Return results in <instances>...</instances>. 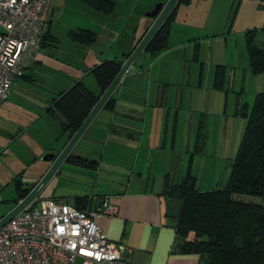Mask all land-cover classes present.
<instances>
[{
	"label": "rangeland",
	"instance_id": "obj_1",
	"mask_svg": "<svg viewBox=\"0 0 264 264\" xmlns=\"http://www.w3.org/2000/svg\"><path fill=\"white\" fill-rule=\"evenodd\" d=\"M113 1V11L105 21V15L92 11L81 0H52L46 22H49L50 34L58 41L50 42L53 47L46 48L51 54L48 57L50 64L66 74L65 61L73 62L81 57L82 50L66 36L69 30L75 29H87L95 34L93 45L82 48H92L87 50H93L96 58L100 57L99 52L105 54V60L119 58L124 46L133 38V27H141L138 21L149 20L144 16L146 10L143 11V7L151 5L147 4L151 0ZM178 10V20L171 25L167 48L151 58L141 53L135 62L147 70L146 78L150 81L167 80L166 91L170 102L174 94L178 100L181 94L180 108H170L178 112L172 157L169 151L164 154L150 152L151 157L147 156L149 161L144 170L150 174V179L157 176L161 180L158 175L163 177L167 173L170 180L174 181L184 176L188 169L195 178V187L199 191H208L225 183L227 169L245 124L242 114H248L254 96L264 91V73L252 75L248 70L244 35L247 30L257 29L254 43L262 46L264 32L260 29L264 28V0H193L191 8L187 9L190 11H185L183 7ZM139 33L136 32L133 42L138 39ZM215 65L225 67L223 83L216 90L212 88ZM36 70L34 73L40 80L37 86L24 88V95L33 93L36 96L41 87L55 93L71 83L68 79L54 75L51 69L41 67ZM89 82H92L93 87L94 81L87 75L85 84ZM136 84L138 88L144 86L143 80H138ZM136 90L132 99L126 100L132 105L143 98L142 92ZM201 114L205 129H194L193 134H189L187 129L193 124L191 118ZM102 118L105 122L108 113L102 111L98 119ZM114 136L117 135L105 141V131H99L95 135V142L88 143L89 149L83 150L89 153L88 161L99 163V175L96 178L90 169L63 165L58 176L49 180L39 197L53 195L68 199L88 194L92 189L95 193L105 185L102 181L107 171L111 180L126 175L125 178L130 179L129 187L139 188L140 181L135 173L142 163L143 150L136 154L132 144H125ZM20 138L19 142L0 144V216L12 206L15 198L14 181L20 178L23 188L34 184L48 164L39 160L42 152L53 148L51 140L40 138V134L30 137L29 143ZM166 139L170 142V133ZM105 164L113 167H105ZM253 201L264 205V200L253 198ZM66 202L71 204L69 200Z\"/></svg>",
	"mask_w": 264,
	"mask_h": 264
},
{
	"label": "crops",
	"instance_id": "obj_2",
	"mask_svg": "<svg viewBox=\"0 0 264 264\" xmlns=\"http://www.w3.org/2000/svg\"><path fill=\"white\" fill-rule=\"evenodd\" d=\"M51 1L47 8L46 18L51 8ZM165 1L151 0L147 2V4L151 5L143 7V11L146 10V12H149L154 4ZM192 1L185 8L183 6L180 7H183L185 11H190L187 9L191 8ZM178 11L177 9L173 22L178 20ZM107 16H105V21ZM143 21H138L141 27L137 25L133 27V38L136 32H140L139 39L144 30L146 31L152 22L151 19ZM51 36L52 38L46 40V43H48L47 46L40 48L32 57L23 72L24 78H18L13 81L5 100L0 106V144L19 142L20 137L26 140V143H29L31 140L30 137L34 138L37 134H40V138L51 140L53 148L51 147L50 149L59 151L65 142V134L61 132L58 122L54 121L51 104L52 98L55 94L66 90L77 81H80L83 87L92 94L98 93L95 82L92 87V82L85 84V80L87 79V75H89L88 70L93 65L104 61L105 54L99 52L101 55H98L100 57L96 58L93 50H87L92 48L77 46L82 50L80 52L81 57L79 56V58L74 59L73 62L65 61L66 74H62L61 69L55 68L50 64V59L48 58L51 57V54L46 48L48 46L53 47L49 44L50 42L55 43L58 41L54 35ZM117 37L118 35L115 37V41ZM133 38L124 46V50L120 52L121 56L119 58L113 57V59H121L122 55L131 52L138 40L134 41V43ZM135 62L131 64L130 69L122 77L117 87L120 90L122 81L128 80V85L125 86V89L129 88L134 95V90L138 88L136 82L143 80L144 86H140L136 90L137 92H142L141 96L143 98L138 99L139 102L137 101L136 105H132L125 100H118L116 103L117 113L114 114L110 111L100 110L89 123L81 138L71 149L69 155L88 160L89 153H84L83 150L84 148L86 150L89 149L90 144L88 143L95 142V135L99 131H105V141L111 136L117 135L114 137H119L125 144L128 142L132 144L136 154H139L143 150L142 163L135 173L137 180L140 181V187L137 189L129 187L130 179H126V175H121V179L111 180L107 171L105 173V180L101 179L104 180L102 182L105 185L98 188L95 193H93L94 190L92 189L88 194L75 196H87L90 205L88 210L91 211L106 205L116 208L115 216L94 217L93 221L107 240L119 242L131 248V254L128 257L129 264H204L198 256L184 255L180 252L181 243L174 232V223L179 212L180 202L174 197L161 193L165 176H167L170 183H175L178 180L171 181L167 173L163 177L158 175L162 178L161 180L157 176L150 179V174H146L144 170L146 169V162L148 163L149 161L147 156L149 158L151 157L150 152L157 151L159 154H164L169 151L170 157H172L173 136L177 130L176 119L178 112L171 111L170 108L172 110L180 108L181 94L179 95V100L174 94L170 102L169 93L166 91L167 80L164 82L161 79H153L150 81V79L146 78L147 70L140 65L137 66ZM48 65L53 66L55 69L50 68ZM41 67L51 69L54 75L68 79L71 82L70 85L55 93L51 89L41 87L39 88L41 89L40 92H37L36 96L33 93L24 95V88L28 89L31 86H37L36 84L40 79L34 71H37L36 69H40ZM150 70L151 67L148 71L150 72ZM102 111L108 113V118L105 122L103 118L98 119ZM201 116L202 114L199 117L194 116L191 118L193 124L187 129L189 134L191 133L192 135L194 129H205ZM56 122L57 124L55 125ZM169 133L171 134L170 142L166 139ZM182 134H184V131ZM167 147H169L168 150ZM50 149H45L42 153H49ZM74 150L76 154H72ZM62 166L59 167V172ZM47 167L48 164L44 167L43 172ZM105 167L113 166L105 164ZM94 168L91 172L96 174V178L99 175L98 162H96ZM132 169L135 170L134 168ZM132 169L131 173H133ZM42 174L37 177V180ZM58 174L55 173L52 178L57 177ZM73 197L65 198L64 201L69 200L72 203Z\"/></svg>",
	"mask_w": 264,
	"mask_h": 264
},
{
	"label": "trees",
	"instance_id": "obj_3",
	"mask_svg": "<svg viewBox=\"0 0 264 264\" xmlns=\"http://www.w3.org/2000/svg\"><path fill=\"white\" fill-rule=\"evenodd\" d=\"M81 1L92 11L105 16L110 15L114 8L113 0ZM190 1H177L142 53L151 58L167 48L175 13L180 6H188ZM46 26L41 34L39 49L45 48L48 44L46 40L52 38L48 29L49 22H46ZM256 31L257 29H250L244 34L248 70L252 75L264 73V41L262 46L254 43ZM260 31L264 32V28ZM66 36L70 42L84 47L93 45L96 40L95 34L87 29L68 31ZM129 53L118 60H104L88 70L98 89L97 94H92L77 81L52 98L54 120L65 134V142L79 127ZM224 69V66L215 65L212 76L214 89H220ZM23 78L22 74L19 79ZM127 85L128 80L122 81L121 89L117 87L114 90L101 110L117 113L118 100L132 99L133 93L129 88L125 89ZM242 115L245 118L244 128L227 169L226 181L221 187L199 191L195 187V178L188 169L175 183H169L167 176L164 178L161 193L180 202L174 223L175 235L181 243L180 252L184 255H196L204 264H264V205L253 201V198L264 200V91L254 96L248 114ZM49 153L57 154L58 150L50 149ZM64 164L91 171L96 166L94 161L72 155L65 158L62 165ZM58 173L59 169L56 174ZM34 184L23 188L20 178L16 179L12 205L22 199ZM38 198L64 201L63 198L54 196ZM71 205L77 209L88 210L90 207L87 196H74Z\"/></svg>",
	"mask_w": 264,
	"mask_h": 264
},
{
	"label": "built area",
	"instance_id": "obj_4",
	"mask_svg": "<svg viewBox=\"0 0 264 264\" xmlns=\"http://www.w3.org/2000/svg\"><path fill=\"white\" fill-rule=\"evenodd\" d=\"M50 0H0V106L39 50ZM116 215L36 198L0 226V264H129L131 248L112 242L94 217ZM1 217V216H0Z\"/></svg>",
	"mask_w": 264,
	"mask_h": 264
},
{
	"label": "water",
	"instance_id": "obj_5",
	"mask_svg": "<svg viewBox=\"0 0 264 264\" xmlns=\"http://www.w3.org/2000/svg\"><path fill=\"white\" fill-rule=\"evenodd\" d=\"M177 1L178 0H166L163 3H157L149 12H146L144 14L145 17L152 20L150 26L147 28L138 43L131 50L128 57L122 61L121 66L116 75L113 77V79L104 89V91L100 94L94 105L91 107L85 118L82 120L79 127L63 144L58 153H45L41 155L39 160L41 162L48 163V167L37 180V182H35L34 186L29 190V192L22 199L17 201V203L13 205L12 208L6 214L0 217V226L6 221L10 220L15 215H17L18 213H20L21 211H23L30 203H32L39 196L40 192L44 189L49 180L53 177V175L62 165L65 158L69 155L71 149L81 138L83 132L88 127L89 123L93 120V118L101 110L105 102L117 88L122 77L130 69L131 64L136 61V59L142 53L149 40L158 30L160 25L169 15V13L174 9Z\"/></svg>",
	"mask_w": 264,
	"mask_h": 264
}]
</instances>
